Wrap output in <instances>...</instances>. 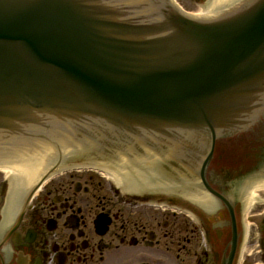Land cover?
<instances>
[{
  "label": "water",
  "instance_id": "water-1",
  "mask_svg": "<svg viewBox=\"0 0 264 264\" xmlns=\"http://www.w3.org/2000/svg\"><path fill=\"white\" fill-rule=\"evenodd\" d=\"M235 1L208 0L195 17L219 16ZM105 2L0 0V129L32 126L37 115L53 120L48 111H62L65 118H96L131 133L139 127L172 136L206 127L214 136L257 111L255 100L264 93V0L205 22L167 4L149 17H126L119 0ZM38 133L23 138L0 131V169L10 170L14 191L31 188L61 155L62 163L73 150L80 159L94 157L77 153L93 144L91 133L66 136L55 127ZM123 149L100 166L116 182L130 174L121 171L125 165L157 158Z\"/></svg>",
  "mask_w": 264,
  "mask_h": 264
},
{
  "label": "flooded vegetation",
  "instance_id": "flooded-vegetation-1",
  "mask_svg": "<svg viewBox=\"0 0 264 264\" xmlns=\"http://www.w3.org/2000/svg\"><path fill=\"white\" fill-rule=\"evenodd\" d=\"M175 1L190 16L208 2ZM255 106L214 136L90 132L94 157L61 155L28 190L0 172V264H264V93ZM125 145L157 158L125 165L119 182L73 167Z\"/></svg>",
  "mask_w": 264,
  "mask_h": 264
},
{
  "label": "bare ground",
  "instance_id": "bare-ground-1",
  "mask_svg": "<svg viewBox=\"0 0 264 264\" xmlns=\"http://www.w3.org/2000/svg\"><path fill=\"white\" fill-rule=\"evenodd\" d=\"M204 6L203 5L201 8H200V11L198 14H200L202 12V10L204 9ZM106 171V170H105ZM0 172L6 177L9 173H10V170L9 169H0ZM105 174H107L109 176V178L113 179L115 182L116 180L114 179V177L109 173V172H105Z\"/></svg>",
  "mask_w": 264,
  "mask_h": 264
},
{
  "label": "rangeland",
  "instance_id": "rangeland-1",
  "mask_svg": "<svg viewBox=\"0 0 264 264\" xmlns=\"http://www.w3.org/2000/svg\"><path fill=\"white\" fill-rule=\"evenodd\" d=\"M187 8H193V6H191V5H188V4H184Z\"/></svg>",
  "mask_w": 264,
  "mask_h": 264
}]
</instances>
